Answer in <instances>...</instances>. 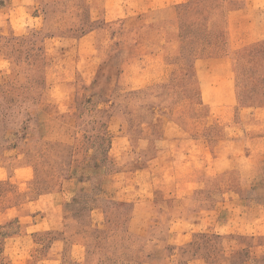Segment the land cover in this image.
<instances>
[{
  "label": "rangeland",
  "instance_id": "obj_1",
  "mask_svg": "<svg viewBox=\"0 0 264 264\" xmlns=\"http://www.w3.org/2000/svg\"><path fill=\"white\" fill-rule=\"evenodd\" d=\"M107 1L0 0V264H264V0Z\"/></svg>",
  "mask_w": 264,
  "mask_h": 264
},
{
  "label": "crops",
  "instance_id": "obj_2",
  "mask_svg": "<svg viewBox=\"0 0 264 264\" xmlns=\"http://www.w3.org/2000/svg\"><path fill=\"white\" fill-rule=\"evenodd\" d=\"M107 2H108V4L111 5V7L114 6V5H116L115 7H121V3L120 4H115L111 0H108ZM120 2H122V0ZM121 8H122V10L124 9L123 7H121ZM259 121L262 122L263 124L261 125V127H258V131L260 130V128L261 129L264 128V120L258 119L257 122H259ZM254 138L255 139L252 140L253 141L252 143L253 144H256V145H254L255 148H257L258 150H263L262 152H264V130L263 131L262 130L259 131V133L257 134V136H255ZM262 147H263V149H262ZM0 175H1V173H0ZM0 180H1V178H0Z\"/></svg>",
  "mask_w": 264,
  "mask_h": 264
}]
</instances>
